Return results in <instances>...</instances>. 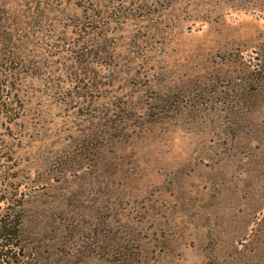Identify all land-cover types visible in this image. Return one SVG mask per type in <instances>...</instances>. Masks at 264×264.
<instances>
[{"label":"rangeland","instance_id":"1","mask_svg":"<svg viewBox=\"0 0 264 264\" xmlns=\"http://www.w3.org/2000/svg\"><path fill=\"white\" fill-rule=\"evenodd\" d=\"M0 237L264 264V0H0Z\"/></svg>","mask_w":264,"mask_h":264},{"label":"trees","instance_id":"2","mask_svg":"<svg viewBox=\"0 0 264 264\" xmlns=\"http://www.w3.org/2000/svg\"><path fill=\"white\" fill-rule=\"evenodd\" d=\"M0 239H4L3 237H0ZM0 264H15L14 260L15 257L12 255H9V253L7 251H4V253H2L3 250V245H0Z\"/></svg>","mask_w":264,"mask_h":264}]
</instances>
